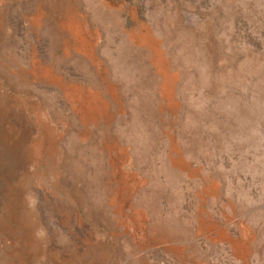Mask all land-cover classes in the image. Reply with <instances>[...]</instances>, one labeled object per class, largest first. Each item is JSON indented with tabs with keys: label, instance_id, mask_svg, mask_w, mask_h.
<instances>
[{
	"label": "rangeland",
	"instance_id": "rangeland-1",
	"mask_svg": "<svg viewBox=\"0 0 264 264\" xmlns=\"http://www.w3.org/2000/svg\"><path fill=\"white\" fill-rule=\"evenodd\" d=\"M0 264H264V0H0Z\"/></svg>",
	"mask_w": 264,
	"mask_h": 264
}]
</instances>
